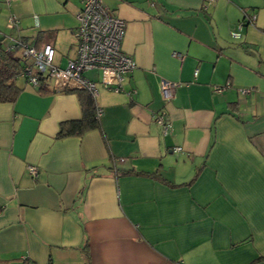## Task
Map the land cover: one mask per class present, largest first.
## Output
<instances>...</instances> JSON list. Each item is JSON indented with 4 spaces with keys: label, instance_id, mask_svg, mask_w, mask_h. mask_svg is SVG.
<instances>
[{
    "label": "crops",
    "instance_id": "0c3cea01",
    "mask_svg": "<svg viewBox=\"0 0 264 264\" xmlns=\"http://www.w3.org/2000/svg\"><path fill=\"white\" fill-rule=\"evenodd\" d=\"M102 3L124 22L136 68L120 92L89 72L98 128L59 139L84 106L52 82L43 94L23 77L16 101L0 103V264L263 261L264 0ZM81 8L0 0V39L50 45L66 68ZM163 80L178 85L168 101Z\"/></svg>",
    "mask_w": 264,
    "mask_h": 264
},
{
    "label": "built area",
    "instance_id": "2783aa9c",
    "mask_svg": "<svg viewBox=\"0 0 264 264\" xmlns=\"http://www.w3.org/2000/svg\"><path fill=\"white\" fill-rule=\"evenodd\" d=\"M10 5L11 0H6ZM213 1V0H210ZM78 27L76 32L77 46L75 57L69 60L66 68H59L54 64L56 52L50 45L42 49L34 46L24 47V56L29 64L22 72V77L34 85L39 86V76L43 75L52 82L58 91H85L93 99L98 94L97 82L85 77L87 72L99 71L101 73V84L107 89L120 92L124 77L130 74L135 68L136 63L122 50V44L125 37V24L113 12L108 10L102 0H82V8L77 15ZM10 25L17 23L15 16L9 18ZM238 37L239 35H234ZM175 57H180L174 54ZM176 83L162 81L160 85V94L164 101L174 97ZM232 88L227 84L223 87H215V94ZM251 89H240L242 95L251 93ZM133 92H129L131 94ZM97 116L101 111L96 109ZM156 123L162 127L165 134L169 132V124L162 114L156 117ZM177 151H181L180 148ZM123 161V160H122ZM29 172L33 177L38 176V169L34 166L29 167ZM253 264H264L259 261Z\"/></svg>",
    "mask_w": 264,
    "mask_h": 264
},
{
    "label": "trees",
    "instance_id": "16d2710c",
    "mask_svg": "<svg viewBox=\"0 0 264 264\" xmlns=\"http://www.w3.org/2000/svg\"><path fill=\"white\" fill-rule=\"evenodd\" d=\"M32 46L27 41H12L8 44L5 39H0V103H14L22 88L18 84V79L22 77V72L29 64L24 56V47ZM39 91L48 93L49 79L46 76H39ZM82 100L83 117L81 120L65 122L58 133V138L63 139L70 136L81 137L85 133L98 128L99 122L96 118L95 104L91 95L85 91H74Z\"/></svg>",
    "mask_w": 264,
    "mask_h": 264
},
{
    "label": "rangeland",
    "instance_id": "374dc122",
    "mask_svg": "<svg viewBox=\"0 0 264 264\" xmlns=\"http://www.w3.org/2000/svg\"><path fill=\"white\" fill-rule=\"evenodd\" d=\"M67 63H68V62H67V59L65 58L64 61L61 63L62 67L66 66ZM61 65H60V66H61ZM94 76H95V75H94L93 73H89V72H87V73L85 74V77H88V78H90V77H94ZM22 80H23V77H22V78L20 77V78L18 79V82H20V81H22Z\"/></svg>",
    "mask_w": 264,
    "mask_h": 264
}]
</instances>
